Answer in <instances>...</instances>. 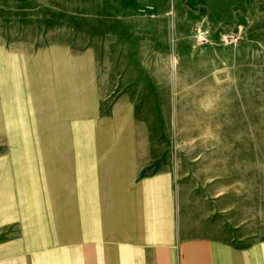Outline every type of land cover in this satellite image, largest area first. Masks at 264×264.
<instances>
[{
  "label": "rangeland",
  "instance_id": "374dc122",
  "mask_svg": "<svg viewBox=\"0 0 264 264\" xmlns=\"http://www.w3.org/2000/svg\"><path fill=\"white\" fill-rule=\"evenodd\" d=\"M14 1L0 0V182L36 184L39 196L62 168L107 166L121 136L158 155L150 163L164 166L166 196L184 210L259 224L264 243V0L249 28L204 37L189 0H133L114 32L112 10L97 26V0H86L85 30L53 24L52 44L32 47L23 40L44 32L14 26ZM93 52L106 78L79 61Z\"/></svg>",
  "mask_w": 264,
  "mask_h": 264
},
{
  "label": "crops",
  "instance_id": "0c3cea01",
  "mask_svg": "<svg viewBox=\"0 0 264 264\" xmlns=\"http://www.w3.org/2000/svg\"><path fill=\"white\" fill-rule=\"evenodd\" d=\"M132 1L112 0L111 8L106 0H97L93 23L110 25L100 15L112 10V32L116 31L118 8L131 12ZM189 1L205 26L218 31L249 28L250 7L260 0ZM85 4L86 0H18L12 8L14 26L44 32L40 42L36 35L23 45H51L45 41L53 24L66 30L76 22L85 30ZM117 40H112V47H117ZM79 41L66 45L86 46V39ZM92 41L93 47L101 46V39ZM122 41L127 40H118ZM88 54L79 61L96 64L94 77L106 78L99 55ZM116 64L114 59L109 78L121 77ZM112 143L116 146L107 166L71 172L62 168L61 182L47 181L39 196L36 184L0 182V264H264L259 224L255 229L254 222L229 220V215L210 219L184 210L166 196L164 166L159 160L157 165L150 163L158 155L133 149V141L121 136Z\"/></svg>",
  "mask_w": 264,
  "mask_h": 264
},
{
  "label": "built area",
  "instance_id": "2783aa9c",
  "mask_svg": "<svg viewBox=\"0 0 264 264\" xmlns=\"http://www.w3.org/2000/svg\"><path fill=\"white\" fill-rule=\"evenodd\" d=\"M219 30V29H218ZM214 31V28L212 27H209V26H206L204 29H201L199 32H200V35L202 37L206 36V35H209L211 32Z\"/></svg>",
  "mask_w": 264,
  "mask_h": 264
}]
</instances>
